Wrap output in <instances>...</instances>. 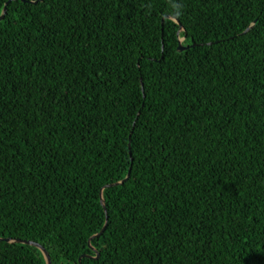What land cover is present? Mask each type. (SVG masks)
I'll list each match as a JSON object with an SVG mask.
<instances>
[{"label": "trees", "instance_id": "trees-1", "mask_svg": "<svg viewBox=\"0 0 264 264\" xmlns=\"http://www.w3.org/2000/svg\"><path fill=\"white\" fill-rule=\"evenodd\" d=\"M35 1L0 21V264H264V0Z\"/></svg>", "mask_w": 264, "mask_h": 264}, {"label": "water", "instance_id": "water-1", "mask_svg": "<svg viewBox=\"0 0 264 264\" xmlns=\"http://www.w3.org/2000/svg\"><path fill=\"white\" fill-rule=\"evenodd\" d=\"M13 0H9V2L5 5V8L3 9V12H2V14H1V16H0V21H2L4 18H5V15H6V12H7V6L10 4V2H12ZM22 1H25V0H22ZM40 1H42V0H37V1H35V2H31V3H38V2H40ZM173 21H175L176 23H178L179 25H180V23L178 22V21H176L174 18H171ZM181 26V25H180ZM182 29V26H181V28H180V30ZM182 42H183V39H181V40H179V48H178V50H179V52L181 53V52H183L185 49H187V47H185V46H183L182 45ZM131 148V146H130V143H129V149ZM130 154H131V152H130ZM130 173H131V171H129V173H128V175H127V177L123 180V181H121V182H118V183H115L114 185H110V186H118V185H122V184H124L128 179H129V177H130ZM101 204H102V206L105 208V203H104V200H103V197L101 196ZM106 227H107V224H105V226L103 227V229L101 230V232L99 233V234H97L96 236H94V237H98V236H100L103 232H104V230L106 229ZM93 237V238H94ZM5 241L7 242V243H11V244H13V243H21V244H26V245H31V246H34V247H36V248H38L42 253H43V256L45 257V260H46V263L47 264H52V262H51V258H50V255H49V253L47 252V250L42 246V245H40V244H38V243H36V242H33V241H26V240H19V239H12V238H7V239H5ZM90 245H91V240H90ZM81 264V263H80Z\"/></svg>", "mask_w": 264, "mask_h": 264}]
</instances>
